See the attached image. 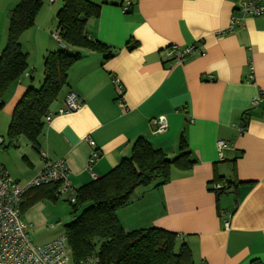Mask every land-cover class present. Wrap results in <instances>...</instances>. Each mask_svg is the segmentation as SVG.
I'll use <instances>...</instances> for the list:
<instances>
[{"label": "crops", "instance_id": "crops-1", "mask_svg": "<svg viewBox=\"0 0 264 264\" xmlns=\"http://www.w3.org/2000/svg\"><path fill=\"white\" fill-rule=\"evenodd\" d=\"M19 1L0 0V51ZM90 1L100 5V15L87 21L86 37L111 47L113 57L104 61L101 54L67 46L80 58L48 108L54 115L44 123L37 148L24 137L6 138L0 164L25 185L42 169L41 154L63 160L77 190L128 158L137 138L171 160L179 155L182 135L195 164L185 171L171 169L161 187L137 188L117 211L122 228L177 234L193 264L264 263V105H251L264 92V16L246 17L228 32L231 18L240 17L236 8L242 0H132L127 13L124 0ZM61 6L62 0H42L33 27L19 37L28 68L3 96L0 135L27 89L41 86L44 56L63 48L53 37ZM192 45L196 51L183 63L164 60L165 48ZM114 80L123 90L124 107ZM69 92L80 99L79 109L57 114ZM159 116L167 128L153 134ZM240 126H245L242 134ZM88 139L100 154L90 167ZM219 140L225 143L220 154ZM60 199L39 201L20 214L33 244L64 233L71 219Z\"/></svg>", "mask_w": 264, "mask_h": 264}, {"label": "trees", "instance_id": "trees-1", "mask_svg": "<svg viewBox=\"0 0 264 264\" xmlns=\"http://www.w3.org/2000/svg\"><path fill=\"white\" fill-rule=\"evenodd\" d=\"M41 6L42 0H20L9 15L5 45L0 51V111L6 90L27 71V55L21 50L19 37L33 27ZM99 15L100 5L90 0H62L56 14L55 35L63 48L44 56L42 84L38 89L28 88L15 106L6 131L8 141L24 137L37 148L43 118L66 86L68 70L80 58L79 54L69 53L67 46L101 54L104 61L113 57L111 47L86 37L87 21ZM178 151L179 155L169 160L160 149L139 137L128 158L75 190V202H68L72 219L63 226L72 264H79L91 255L97 257V264H193L190 250L178 241L177 234L158 228L126 232L117 218V211L130 202L137 188L153 184L161 187L169 182L171 169L192 168L195 162L189 159L182 135ZM56 192L55 184L26 190L20 214L39 201L56 202L59 198Z\"/></svg>", "mask_w": 264, "mask_h": 264}, {"label": "built area", "instance_id": "built-area-1", "mask_svg": "<svg viewBox=\"0 0 264 264\" xmlns=\"http://www.w3.org/2000/svg\"><path fill=\"white\" fill-rule=\"evenodd\" d=\"M132 0H124L122 12L127 13L132 7ZM236 11L240 17H232L228 32H232L235 27L246 17L264 16V0H242L237 6ZM54 39L60 42L55 34ZM61 44V43H60ZM196 51V45L186 48L169 46L162 53L164 60L167 62L183 63L185 59L192 56ZM249 80H252L250 68ZM118 90L119 104H122L123 90L117 80L113 81ZM81 101L76 94L69 92L65 99L63 107L58 110L57 114H66L79 109ZM253 107L264 105V92H259L257 97L251 101ZM52 113L47 112L43 122L47 123L53 118ZM153 134L163 132L167 128L166 118L159 116L153 121ZM245 131V126L238 128V134ZM88 144L92 148L88 159V167L93 165L99 158V152L94 147V142L88 139ZM3 141L0 138V146ZM225 146L221 140L217 141L216 147L218 152ZM220 154V152H219ZM44 163L42 169L33 176L25 185H19L15 180L10 178L2 165L0 164V264H72L67 246L66 237L62 234L54 240L43 245H35L29 238L28 226L22 220L20 215V205L23 193L33 187L41 185L55 184L57 186V196L64 198L69 203L75 202V190L69 183V172L65 161L50 160L46 155L41 154ZM96 179L95 175H92ZM230 216L223 220V225L228 227ZM98 259L91 255L81 261L79 264H97ZM202 264H206L203 262ZM254 264H264L256 262Z\"/></svg>", "mask_w": 264, "mask_h": 264}, {"label": "rangeland", "instance_id": "rangeland-1", "mask_svg": "<svg viewBox=\"0 0 264 264\" xmlns=\"http://www.w3.org/2000/svg\"><path fill=\"white\" fill-rule=\"evenodd\" d=\"M4 96V95H3ZM2 100H3V97H2ZM0 138L2 139V141H3V143H4V145L6 144V134H2V135H0ZM3 148H2V146H0V153L3 151L2 150ZM65 200H64V198H62V199H60L59 200V202H61L62 204H64V207H65V209L66 210H68V212H67V215H68V217H70L69 219H72V214H71V212H70V210H71V208H70V206L68 205V201L66 202H64ZM72 211V210H71ZM66 221H69V220H66ZM67 223V222H66ZM31 233V232H30ZM45 235L47 234V233H44Z\"/></svg>", "mask_w": 264, "mask_h": 264}]
</instances>
